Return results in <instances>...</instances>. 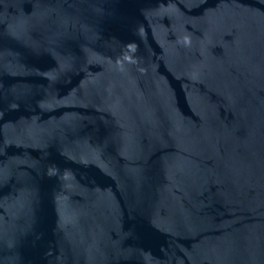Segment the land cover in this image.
<instances>
[{"label": "water", "instance_id": "1", "mask_svg": "<svg viewBox=\"0 0 264 264\" xmlns=\"http://www.w3.org/2000/svg\"><path fill=\"white\" fill-rule=\"evenodd\" d=\"M0 264H264V0H0Z\"/></svg>", "mask_w": 264, "mask_h": 264}]
</instances>
